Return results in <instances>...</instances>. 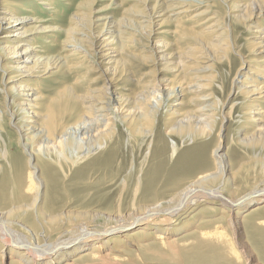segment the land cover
Returning <instances> with one entry per match:
<instances>
[{"label":"bare ground","instance_id":"1","mask_svg":"<svg viewBox=\"0 0 264 264\" xmlns=\"http://www.w3.org/2000/svg\"><path fill=\"white\" fill-rule=\"evenodd\" d=\"M20 1L0 0V31L5 33L0 37L1 78L10 74L1 80L5 103L0 105V133L2 117L6 116L16 139L25 142L22 147L29 151L28 160H35V172H40L41 165L46 169L68 167L70 171L101 152L106 174L119 165L129 143L140 148L146 143L144 157L154 154L164 161V145L154 144L156 138L167 144L170 157L169 169L152 167L159 179L147 183L142 199L129 209H112L109 212L113 215L94 210L96 213H59L60 204L33 208L39 200V185H46V179L43 173L33 178L34 171L32 175H12L4 162L3 144L0 210L5 212H0V222L20 234L15 231L16 236L11 234L7 240L0 235V264H116L137 255L148 256L145 254L162 255L163 260L167 258L165 264H177L174 260L179 258L183 259L180 264H201L207 257L220 255L222 247L230 244L229 234L240 240L247 237L248 230L264 228L263 57L252 61L255 67L248 71L255 78L244 75L245 82L237 88L249 106L243 114L248 123L246 132L234 141L233 168L227 169L230 162L224 163L225 156L218 154L213 167H203L195 159H178L188 147L212 136L215 111L224 104L215 96L210 71L228 58L234 45L226 27H219L213 2L108 0L109 6L94 11L97 0H84L62 31L65 39L58 48L50 44L37 51V36L30 39L28 31L21 28L44 22L23 16L21 12L26 10L15 7ZM34 1L56 13L48 4L52 0ZM129 2L140 6L125 8ZM115 11H120L117 17ZM229 12L240 24L264 18V0L236 1ZM48 28L42 27L39 33L47 29L55 34L60 29ZM246 29L252 37L251 54L263 56L264 26L259 22ZM242 59L233 68L232 77L242 63H248ZM134 65L137 72H133ZM40 66L47 77L37 75ZM82 66L87 70L79 75ZM69 74L75 76L70 78ZM39 80L51 85L43 88ZM217 91L223 93L221 88ZM177 97L180 99L172 105V112L163 115L164 101ZM12 104H16L17 116ZM159 122L161 129L157 128ZM218 148L216 142L213 149L216 152ZM245 167L242 179L248 189L236 195L238 189L232 190V182ZM139 188L137 179L135 193ZM46 198L47 194L43 202ZM98 222H103L102 226ZM28 229L34 237L28 238ZM38 229L43 230V236L39 237ZM250 253L246 256L252 260ZM228 254L239 258L243 251L233 246Z\"/></svg>","mask_w":264,"mask_h":264},{"label":"rangeland","instance_id":"2","mask_svg":"<svg viewBox=\"0 0 264 264\" xmlns=\"http://www.w3.org/2000/svg\"><path fill=\"white\" fill-rule=\"evenodd\" d=\"M83 1L84 0H68L64 2L60 0H52L48 4L50 5V8L54 6L55 8L54 11L56 10V13L51 14L50 11L46 10L47 9L46 7L49 8V6H39L37 5V2L34 0H21L19 4H16L15 7L18 9L23 8L24 10H26L23 12L20 11L23 16L32 18V19L41 20L44 22V23H39V24L31 23L30 25L26 24L23 26V28H21V30L24 29L28 31L27 33L29 34L28 36L30 39L33 38L34 36H37L35 39H37L36 41L39 44L34 45V47L35 46L40 47V48H37V51H40V50L43 51V48L47 46L49 47L50 44L54 45L53 48L54 47L58 48V46L65 39V36L63 35L62 31L65 30L67 25H69V22L73 14H75V12L77 11V6L80 4V2H83ZM109 1L104 0V2L102 3V2H99V0H97L93 8L94 11H97L98 9L102 8V6L103 7L109 6L110 4ZM117 1L118 0H116L115 2ZM209 1L213 2L214 11L217 15V18L219 19V23L221 22L219 27H222L221 29H223V27L224 28L226 27V31H229V34L231 36L230 37L231 45L232 44L234 45L233 47L234 49L232 50L233 52H230V54H228L229 52L227 53L228 58H226L223 61V63H221L220 65H215L214 68L210 71L213 73V77H214L213 90L215 91V96L217 97L218 100L219 99L221 101L224 100V104L221 107L218 106L215 111L217 120L214 122V131H213L212 136L203 141H200L196 145L194 144L188 147L187 151L184 152V155L182 154L181 156H179L178 159L179 161L195 159L203 167H208L210 164L213 167L214 166L213 163L217 162V154L224 155L225 156L224 160L226 161L224 163L228 164L230 162V164H228L227 169L229 168L231 169L233 168L232 164L234 163L236 159V157H234V150H235L234 141L238 136H241L243 135V133L246 132L245 128H247L248 126V123L245 120L246 116L243 114L246 111L245 108L247 109V107L249 106V103L246 102L244 95H242L238 91L237 88H239L241 84L245 82V76H248V78H251V79L255 78L253 75L248 74L249 69L251 68L253 69V67H255L254 62L252 61L259 59L260 57H263L261 59L264 60V55L259 56L257 55V53L251 54V51L249 48H250V43L252 42V39H251L252 37L249 34V31L246 29V27L248 25L249 26L251 25V27L253 25V27H255L257 23L259 24V22L260 24L264 26V23H263L264 18L260 16L256 18L254 21L252 20L251 22L248 21L249 23L247 22L245 24H240V23H237L235 20H233L228 15L231 13L229 12V10L231 11L234 3L239 0H209ZM134 4H137V7L140 6V4L136 2L134 3L129 2V3H126L124 7L128 8ZM149 4L152 5L153 2H149ZM228 5L232 7L229 8ZM192 11L193 10H190V12H188L187 15H190ZM114 13H115L114 16L117 17V15L120 14V11L119 12L115 11ZM227 17H229V19ZM31 27L33 28L30 29ZM36 27H40V28L34 29ZM42 27H45V28L49 27L48 29H53L56 27V29L58 28L60 29H58L59 31H57V33L55 34H53L51 31L47 29L44 30L47 32L39 33ZM219 32H222V31L220 30ZM4 34H5L4 31H0V37ZM52 37H54V39ZM169 39H171V37L166 38V40H169ZM52 41H55V43ZM136 52H138L137 49H136ZM49 53L52 54L53 51L52 52L50 51ZM240 57L244 58L242 59V61L246 60L248 61V63L246 61H245L246 62L245 64L242 63L240 65V68L236 72V75L232 77L233 68H236L237 63H239ZM7 62L13 63L14 61L9 60ZM158 65L156 64V67ZM11 66L14 67V64H12ZM85 70H87L86 67L82 66V68L78 71L79 75L81 73L84 74ZM49 71L53 72L55 70L51 69ZM134 71L136 72L138 71V68H136L135 65L133 67V72ZM36 72H37V75H41L42 77L48 76V74H44V69L41 66L36 70ZM251 72H253V70ZM9 73H11V71H9ZM90 75L91 73L88 74V77H90ZM9 76L10 74L8 76H3L4 78L3 77L1 78V72H0V89L4 88L1 80L2 81L6 80ZM69 76L70 78H72L75 75L69 74ZM39 81H41L39 83L43 88H45L46 86L48 87V85H51V83L46 80L44 81L39 80ZM84 81L82 82L83 84H84ZM219 88L223 89L222 94H220L217 91V89ZM15 99H17L16 96H15ZM179 99L180 97H177L170 101H164L163 109L161 111L163 115L172 112V110L175 107L172 105H175V103L178 102ZM3 101L4 100L2 98V94L0 93V105H4L5 101L4 102ZM16 104L14 105L12 104L13 105L12 108H14L13 109L14 113L17 116L19 112L17 111V107L15 106ZM7 119L8 118L6 116L2 117L3 123L1 125L2 132L0 133V138H1L0 150L5 145V151H6L7 156L4 162L7 163V166L10 167L12 175L19 177L24 173L26 175V174H31L34 171L33 173H35V175L32 176L33 178H36L39 176V174L43 173L46 179V185L45 184H42V186L39 185V189H38L39 190L38 191L39 200L35 204H33V208L37 206H41V205L42 206L45 205L46 207L52 204L54 205L60 204V208L58 210L59 213H60V210L61 211L62 210L63 211L76 210L74 211L76 213H79L82 211L83 212L89 211L92 213L97 212V214L105 213V214L113 215V213L109 211H112V209L113 210L121 209L120 211L122 210L125 211L129 209V206L131 207L133 203H135L136 201L138 202L139 200L142 199V197L144 196L142 194L143 192L142 189L143 190L146 189L147 183H150V182L156 183V181L159 179V174H157L152 167L168 168L167 162L169 161V157H170V149L167 147V144L165 142L161 141V139L159 138H156L153 140L154 144H158L162 147L164 145L163 149L166 152L164 161L159 160V158L156 157L154 154L153 155L149 154L148 156L146 155L144 157L145 150H146L145 148L146 143H143L141 148L136 147L132 143L131 144L129 143L128 147L124 151V157L121 158V160H119L118 162L119 165L116 168L114 167L112 171H107L106 174H104V154H101V152L93 154L86 162L79 163V165L76 164L70 169V171L68 167H63L62 170H60V168L46 169L45 167L41 165L40 172L39 171L35 172L36 170L32 168L35 164V160L34 159L28 160L29 151L26 152L25 149H23L22 147L25 142L21 140L18 141L16 139V135L14 134L15 129L7 125ZM16 120L17 118L15 119V121ZM161 125L162 123L159 122L157 124V128L161 129ZM216 142L219 145V148L215 152L213 147L216 144ZM177 146H179V144H176V147ZM26 148L28 149V147ZM241 152L242 151H240L239 154ZM28 162L30 164H28ZM215 165L218 166L217 164ZM246 172H247V169L245 167V169L242 170L241 174L238 177H236L235 181L232 182V190L238 189L236 195L242 194V193L244 194L246 190L248 189V187L246 186L247 181L242 179L243 174ZM217 173L219 175L218 170H217ZM224 174L220 176L221 180L223 179ZM137 176L139 178H137ZM30 179L32 182H34L35 185L38 184L35 179H32V178ZM137 179H139L140 188L135 193V189L137 186ZM225 193L229 195L227 191ZM261 193H264V191ZM45 194H47V198L45 199V202H43ZM224 196L226 195L224 194ZM66 203H68V205H66ZM31 210H28V212ZM93 210L96 212H93ZM37 211L38 209H36L35 212L37 213ZM243 211H245V209L242 210L241 212ZM0 212L4 213L5 211L0 210ZM35 212L33 213L35 214ZM34 216H36V214ZM36 218L38 219V217ZM23 219L26 220L25 216L23 217ZM23 219L22 221H24ZM42 222L44 223V220H42ZM98 223L100 226H102L103 222H98ZM2 224L4 226H2ZM23 227L24 228L26 227V230L27 228H29L27 227V225ZM261 229L263 230L264 228H261ZM261 229L257 231L248 230L245 233L246 235L248 234L247 237L243 235L242 239L240 240H238L237 237L234 236L233 233L229 234V237L227 239L230 244L227 243L226 245L222 247L221 253H219L220 255L216 254L215 256H213V259H210V258L208 259L207 257L206 259L202 260L201 264H259V263L264 264V236H263L264 233L261 232L262 231ZM15 231L14 229H12V227L10 229V227H8L7 224L3 223L2 221L0 222V233H1L0 235L3 234L2 236L6 238L5 240H7L8 236L11 234L16 236V232L18 231L16 232ZM29 231L30 232H26V235H28V238L34 237L32 236L33 231L31 230ZM37 231H38L39 237L41 235L42 236L44 235L43 230L38 229ZM21 234L25 235V233H21ZM243 243H246V245L243 246ZM233 246L243 251L242 257L233 258V259L229 257V254H228L229 249L231 250ZM247 251L249 253L251 251L250 254L253 253L252 260L246 256V253H248ZM221 254L223 255L221 256ZM145 255H148V256H145L144 258L140 256L141 258H139V255H137L138 257L136 258L135 256L134 259L139 258L138 260H134L132 257L131 260L128 258V260L126 259L124 260L126 262L123 261V262H118L116 264H165L167 263V258L164 257L165 258L164 260L160 258V256L162 255L160 256L158 255L157 257L156 255L153 257L154 254L152 255L145 254ZM151 257L153 258L151 259ZM182 260H183L182 258H179L178 262H183ZM174 261L177 264H180L176 260ZM170 264H175V263L171 261Z\"/></svg>","mask_w":264,"mask_h":264}]
</instances>
